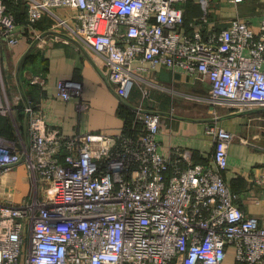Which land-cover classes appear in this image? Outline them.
Returning <instances> with one entry per match:
<instances>
[{"label": "built area", "instance_id": "1", "mask_svg": "<svg viewBox=\"0 0 264 264\" xmlns=\"http://www.w3.org/2000/svg\"><path fill=\"white\" fill-rule=\"evenodd\" d=\"M23 1L21 24L0 0V41L15 46L47 18L57 34L100 59L121 102L136 86L140 99L131 107V132L72 134L24 100L29 141L0 139V171L24 164L31 189L18 201L0 198V264H224L228 253L232 264H264V224L240 207V193L224 178L234 133L214 117L205 126L213 143L205 161L179 145L164 153L162 113L144 105L153 90L169 89L157 80L165 66L210 83L208 96L190 98L264 108V15L257 29L241 17L217 29L206 25L209 0H198L202 15L188 27L187 0ZM82 87L76 79L57 82L58 95L78 98L84 110ZM13 110L0 96V114Z\"/></svg>", "mask_w": 264, "mask_h": 264}, {"label": "crops", "instance_id": "2", "mask_svg": "<svg viewBox=\"0 0 264 264\" xmlns=\"http://www.w3.org/2000/svg\"><path fill=\"white\" fill-rule=\"evenodd\" d=\"M182 7L187 27L203 12L198 0H187ZM25 13L19 18L21 24ZM263 15L264 0H209L206 25L218 29L230 19L241 17L257 29ZM197 26L205 28L201 22ZM35 31L42 34L40 38H34ZM24 34L15 46L0 41V63L7 76L5 84L0 77V93L8 88L9 99L17 105L12 117L0 114V139L29 141L28 121L23 111L24 100L28 98L38 103L48 121L59 125L67 134L80 130L115 132L123 126V117L118 114L121 101L104 79L101 61L94 53L80 42L57 34L47 18ZM156 74L158 82L169 89L153 90L151 100H144V105L162 113V151L168 153L175 145L189 147L195 161H205L213 151L205 126L218 117L220 124L235 135L228 147L224 178L233 191L240 193V207L264 224V108L239 111L227 105H212L205 98L187 96H208L207 80H192L165 66H159ZM63 78L82 82V97L88 102L86 109L79 108L78 98L65 100L58 95L57 82ZM17 93L21 95L19 103L15 99ZM139 99L136 86L127 102L132 106ZM257 177L262 178L261 183L256 181ZM30 189L31 178L24 164L0 171V198L18 201Z\"/></svg>", "mask_w": 264, "mask_h": 264}, {"label": "trees", "instance_id": "3", "mask_svg": "<svg viewBox=\"0 0 264 264\" xmlns=\"http://www.w3.org/2000/svg\"><path fill=\"white\" fill-rule=\"evenodd\" d=\"M11 5H9L11 7V9L14 11L16 19L18 20V22L20 21V17L25 13V6H23V9L21 10H17L16 5L18 4V1L15 0H10ZM8 6V7H9ZM9 7V8H10ZM23 13V14H22ZM29 56L26 57V59H28ZM128 103V102H127ZM124 103V102H120L119 104V108H118V114L123 117V127L126 131L131 132V127L133 125V120H134V111L132 110V106L130 105V103ZM140 125L137 124L135 126V130L139 129Z\"/></svg>", "mask_w": 264, "mask_h": 264}, {"label": "rangeland", "instance_id": "4", "mask_svg": "<svg viewBox=\"0 0 264 264\" xmlns=\"http://www.w3.org/2000/svg\"><path fill=\"white\" fill-rule=\"evenodd\" d=\"M5 2L7 3V4H9V5H11V2H10V0H5ZM25 3H24V1L23 0H19V2H18V4L16 5V8H17V10H21V9H23V6H25L24 5ZM8 5V6H9ZM10 7V6H9ZM11 8V7H10ZM56 11L57 12H59V13H61L63 10L62 9H60V8H58V9H56ZM23 14V13H22ZM29 32V31H28ZM33 36H34V34H33ZM35 38V37H34ZM0 77L2 78V81L4 82V84H5V82H6V75H5V72H4V69H3V64H1L0 63ZM111 88V87H110ZM111 90H112V88H111ZM113 91V90H112ZM3 95L5 98H7V100L8 101H10V105H12V106H17V105H15V104H13L12 102H11V100L9 99V97H8V95H9V89L8 88H6V90H4V88H3V90H1V93H0V95ZM15 117V116H14ZM232 259H233V254L232 253H228L227 254V257H226V259L224 260V264H230L231 262H232Z\"/></svg>", "mask_w": 264, "mask_h": 264}]
</instances>
